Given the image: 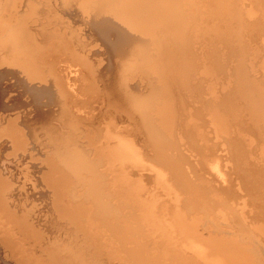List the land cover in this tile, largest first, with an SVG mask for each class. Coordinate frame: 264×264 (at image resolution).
Wrapping results in <instances>:
<instances>
[{"label": "bare ground", "instance_id": "obj_1", "mask_svg": "<svg viewBox=\"0 0 264 264\" xmlns=\"http://www.w3.org/2000/svg\"><path fill=\"white\" fill-rule=\"evenodd\" d=\"M203 2L186 19L171 0H0V75L57 89L0 94L4 264H264V240L245 233L264 237V0ZM147 63L164 83L143 93L124 82L127 109L107 67L114 84ZM186 88L199 102L189 115L216 141L194 140L170 104ZM158 127L189 138L198 182ZM211 204L229 234L209 224Z\"/></svg>", "mask_w": 264, "mask_h": 264}, {"label": "rangeland", "instance_id": "obj_2", "mask_svg": "<svg viewBox=\"0 0 264 264\" xmlns=\"http://www.w3.org/2000/svg\"><path fill=\"white\" fill-rule=\"evenodd\" d=\"M171 1H173L174 3H176V5L178 6V9H180V10L183 12V14H185V15H186V13L188 14L189 17L186 16V19H189L191 15H192L191 17H194L193 15L196 16V14H199V11H200V15L203 16L201 13L205 14V13H204V8L206 7L205 4H208V2H206V0H193V1H192V0H186V1H185V0H177V1H176V0H171ZM184 1H185V2H184ZM187 1H190V2H187ZM195 1H196V2H195ZM199 1H202V2L200 3ZM203 1H205L206 3H204ZM248 1H249V0H248ZM186 2H187V3H186ZM194 2H195V5H197V4L200 3V4L198 5V7L194 5ZM198 2H199V3H198ZM191 4H192V5H191ZM203 4H204L205 7H203ZM193 5H194L195 7H194ZM201 5H202L203 8L201 7ZM187 6H188V8H190V9H187ZM180 7H181V8H180ZM192 7L195 8V9H193ZM185 9H186V10H185ZM192 9H193V12H191ZM196 9H198V10H196ZM201 9H203V10H201ZM258 9H259V8H258ZM258 9H257V10H258ZM184 10H185L186 12H185ZM187 10H189V11L187 12ZM261 10H262V8H261ZM261 10H258V12H260ZM201 11H202V12H201ZM190 12H191V15H190ZM261 12H262V11H261ZM262 13H263V15H264V10H263ZM197 16H199V15H197ZM141 36H142V35H141ZM139 37H140V36H139ZM144 37L147 38V36H144ZM144 37H143L142 39H145ZM148 39L150 40V37H149ZM148 39H146V40H148ZM149 54L151 55V54H154V53H152V52L150 51ZM100 55L102 56V54L99 53V55L97 54V56H94V57H95V58H96V57L98 58ZM101 56H100L98 59H101ZM103 57H104V56H102V61L105 60ZM150 59H151V60L154 59L153 55H151ZM63 64H64V65H63ZM63 64H61L60 66L58 65V66L62 69V67H64V66L67 65V64H70V62H65V63H63ZM105 64H106V63H105ZM105 64H104V67H107V66H105ZM147 64H148V65H147ZM147 64L142 65V66H141V69H140V70L143 71V69H144L145 67H147V68H145V70H144L145 72H143L144 74H143L142 71H141V72H140L141 74H140L139 72H138L139 74H137V73L134 74V75L130 74V75H132V77L129 76V75H127L126 78H127L128 80H126V81H125L126 78L122 79V77H119L118 80H117L114 84H112V81H111V79H112V76H111V75H112V74H111V72H112V68H110L111 66H108V67H107V68H108L107 71H109V74H107V73H108V72L106 71L107 68H105V69H104V68H101L102 70L104 69V70L102 71V72H103V75H104L105 73L108 75V76L105 75V77H108V78H106V81H107L106 86L108 85V89H109V91H110V94L112 93L113 95H112V94H111V95H112V96L114 97V99L117 100L119 103L124 104L123 106L126 105V106H127V107H126L127 109H131V110H133V109L135 108V106H133L132 104H130L131 101H127V100L125 99V96L123 95V94H125V92L123 91V90H124L123 88L125 87L126 84H127V85H126L125 88H128V87H129V83H130V85H131V83H132V85L130 86V87H132V89L136 87V89H138L139 91L142 90L141 92H143V93L146 92V93H147L148 89L150 88V87H148V85L150 84V80L152 81V83H154L155 86H156V84L159 85V86L157 85L156 87H161V85L164 83V82H163V83H161V85H160V81L157 80L158 77H157L155 74H153V71H151V69H152V63H147ZM55 65H56V64H55ZM62 65H63V66H62ZM142 67H143V69H142ZM149 67H150L151 69H150ZM148 68H149V70H148ZM1 69H2V68H1ZM1 69H0V72H1ZM15 69H16V68H14L13 70H15ZM109 69H111V70H109ZM2 70H3V69H2ZM17 70H18V69L15 70L16 73L14 72L13 75H12L10 78H3V77L0 75V76H1V77H0V94H4L5 96H8L7 94H11L12 96H15V97H19V98H21V97H24V95L34 94V92H41L42 90H45V87L47 88L49 85L52 87V89H53L54 91L57 90V89H56V86H54L52 83H51V84H52V85H51L50 83H47V81L45 82L44 80H40V82H39V80H37V81H36V80H33L34 82H33V84H32V83H31L32 81H31L30 79L24 78V77L22 76V74H21V77H23V78H21L20 76H18V75H20L19 73H21V72H20L19 70H18V71H17ZM258 70H259V69H258ZM104 71H105V72H104ZM110 71H111V72H110ZM146 71H147L148 73H147ZM259 71H260L259 74H258V72H255L257 76L261 75L260 73H261L262 71H261V70H259ZM145 73H147V75H146ZM17 74H18V75H17ZM150 74H151V75H150ZM14 75H15V76H14ZM16 75H17V76H16ZM109 75L111 76L110 78H109ZM138 75H140V76H138ZM141 75H143V78H144L146 81H144L143 78H142L143 80L140 79V77H142ZM144 75H145V76H144ZM148 75H149L150 77H151V76H155V77H153V78L151 77V78H150ZM136 76L139 78V80H137L138 78H137ZM128 77H129V78H128ZM145 77H146V78L149 77L148 80H147ZM13 78H14V79H13ZM15 78H17V79H15ZM135 78H136V79H135ZM19 79H21V80H19ZM108 79L110 80V83H109V80H108ZM130 79H131V80H130ZM153 79H154V81H153ZM207 79H208V83H211V82H212L208 77H207ZM25 80H27L26 82L31 81V82H29V83L32 84V85H29V83L27 84V83L25 82ZM121 80H122V81H121ZM133 80H134V81H133ZM135 80H137L138 82L140 81L139 83H138V82L135 83L136 86L134 85ZM156 80H157V82H156ZM192 80H193V79H192ZM16 81H17V82H16ZM42 81H43V82H42ZM18 82H19V84H18ZM22 82L26 83V86H27V87H26L25 84L22 83ZM124 82H127V83L125 84ZM145 82H146V84H148V85H146ZM155 82H156V84H155ZM20 83H21V84H20ZM36 83H37V84L40 83L39 85H40V86L42 85L44 88H42V86L40 87V86H38V85H35ZM43 83L46 84L47 86H45ZM120 83H124V84H120ZM109 84H110V88H109ZM137 84H139V85L137 86ZM189 84H190V83H189ZM11 85H12V86H11ZM28 85H29L30 87H29ZM145 85H146V86H145ZM7 86H8V87H7ZM35 86H37V87H35ZM50 86H49V88H51ZM118 86H119V87H118ZM123 86H124V87H123ZM140 86H142V87L139 89ZM149 86H150V85H149ZM204 86H205V85H204ZM25 87H26V88H25ZM28 87H29V88H28ZM34 87H35V88H34ZM53 87H55V88H53ZM121 87H122V88H121ZM130 87H129V88H130ZM8 88H9V89H8ZM18 88H19V89H18ZM22 88H23V89H22ZM24 88H25V89H24ZM30 88H31V90H30ZM37 88H38V89H37ZM142 88H143V89H144V88H148V89H144V90H143ZM26 89H27V90H26ZM28 89H29V90H28ZM36 89H37V90H40V91H37ZM41 89H42V90H41ZM119 89H120L121 91H120ZM11 90H12V91H11ZM35 90H36V91H35ZM24 91H25V92H24ZM182 91H184V93L180 92L179 95L176 94L178 97L176 98V96H173V98H171L169 101H170V104L172 103V104H171L172 106L178 108V110L176 109V110H177V116H178V114H179V117L181 116V118L183 119V121H184L185 119L187 120V121H185V127H188V128L191 127V128H192V129L189 128L190 130H189L188 128H186V130L188 129L187 131H188L190 134H192V137H193L194 140L197 139L198 133L200 134L201 131H203V132H205V133H208V131H209V134L207 135L208 137H206V138H208V139L210 140V143L216 141L217 139H216V137H215V135H214L215 133L212 132L213 129H211V128H212L211 125H207V122H206V124H205V118H204V120H201L202 117H196V116H195V118H196V119H195L194 116H191V115H189L190 113H188V112L190 111V108H191V111H190V112H192V111L194 110V108H195L196 106L199 105V102H197V101H198V96H197V95L193 96L194 94L191 93V92H189V90H188L187 88H186V89H183ZM186 91H187V92H186ZM26 92H27V93H26ZM120 92H121V94H120ZM43 93L45 94V92H43ZM43 93H42V94H43ZM92 93H93V94H94V93H95V94H98V93H96V92H90L89 94H92ZM146 93H145V94H146ZM187 93H189L190 95L187 94ZM15 94H16V95H15ZM114 94H115V95H114ZM183 94H185V95H184V97H182V98H183V99H182V98H180V96H181V95L183 96ZM191 94H193V95H191ZM186 95H187V96H186ZM201 95H202V94H201ZM205 95H206V94L203 93V96H200V97H199L200 100H203L206 96H207V97L209 96V94L206 95V96H205ZM122 96H123V97H122ZM188 96H190L191 98L188 97ZM192 96H193V97H192ZM174 97H175L176 99H174ZM186 97H188V99H187V101H189L188 103H187V102H186V103L183 102V101H184V98H185V100H186ZM195 97H196V98H195ZM201 98H202V99H201ZM119 99H120V100H119ZM172 99H174V101L176 100L175 102H179V101H180V102H182V103L179 102V103H177V105H176L175 102H172V101H173ZM177 99H178V100H177ZM180 99H182V100H180ZM191 99H192V100L195 99V100L192 101ZM125 100H126V101H125ZM171 100H172V101H171ZM190 100H191V101H190ZM125 102H126V103H125ZM191 102H192V104L195 102L194 104H196V105H194V104L192 105ZM173 103H174V105H173ZM185 104H186V105H185ZM188 104H189V105H188ZM84 105H85V106H84ZM175 105H176V106H175ZM190 105H191V106H190ZM91 106H92V105H91ZM183 106H186V108L183 107ZM189 106H190V107H189ZM194 106H195V107H194ZM94 107H95V108H94ZM94 107H93V106H92L91 108L88 107V108H89V110H88L86 104H83V105H82V109H81V113H82L83 115H85L84 113H86V115H90L87 111H91L92 113H95V112L97 113L96 109H98V108H97L96 105H94ZM188 107H189V108H188ZM83 108H84V109H83ZM92 108H93V109H92ZM179 108H180L181 110H180ZM192 108H193V110H192ZM135 109L137 110V108H135ZM135 109H134V110H135ZM184 109H185V110H184ZM183 110H184V111H183ZM182 111H183V112H182ZM185 111H187L188 114H187ZM83 112H84V113H83ZM111 112H112V111L110 110V116L112 115ZM181 112H182V113H181ZM87 113H88V114H87ZM96 113H95L94 115H96ZM146 113H147V112H146ZM151 113H153V110H150V111L148 110V113H147L146 115H151ZM183 114L185 115V118H183L184 116L182 117ZM134 116H135V115H134ZM191 117H192L193 119H192ZM194 120H195V124L199 125L198 127H199L200 129H199L198 131H197V127H193V126H195V124H194ZM196 120H199V123H200V124H199V123H196V122H198V121H196ZM200 120H201V121H200ZM183 121H182V122H183ZM203 121H204V122H203ZM201 122H203V124H201ZM190 123H191V124H190ZM193 124H194V125H193ZM201 125H202V126H201ZM207 126H209V127H207ZM159 128H160V127H158V129H159ZM207 128H208V129H207ZM194 129H196V130H194ZM206 129H207V130H206ZM159 130H162V129L160 128ZM200 130H201V131H200ZM210 130H211V131H210ZM199 131H200V132H199ZM161 132L164 134V131H163V130H162ZM83 133H84V130H83ZM213 133H214V134H213ZM194 134H195V135H194ZM211 134H212V135H211ZM196 135H197V136H196ZM209 135H210V136H209ZM164 136H167V137H165V138L170 139V142H172L171 144H173V145L175 144L174 147L176 146V148H174V147L171 145V148H172V147H173V148H172V149H169L168 151H169L170 153H169V152H168V153L174 155V154H176L175 152H177V151H179L180 153H183V152H184V153H183L184 155L182 154V156H183V158L185 157L184 160H183V162H185L186 165L183 166V170H185L184 172L186 173V175L190 174V175L192 176V178L195 179V182H198V180H197V176L195 175L196 173L193 172L192 169L188 168V167H190V166H193L192 163L195 162V160H194V159H195V157H194L195 154H194V151H192V149H191L192 147H191V143H189L190 141L188 142L189 138H188V139H187V138H186V139H184V138H180V139H179V138H178L179 136H178V137H177V136H173L174 138H175V137L178 138L177 140H175L176 138L174 139L173 137H171V136H169V135H167V134H164ZM143 137H144V136H143ZM143 137L140 138V141H141V143H146L147 138L144 137V139H145V141H144ZM194 137H195V138H194ZM210 137H211V138H210ZM214 138H215V139H214ZM85 139H86V138H85ZM171 139H172V140H171ZM142 140H143V142H142ZM180 140H181V141H180ZM173 141H174V142H173ZM178 141H179V143H178ZM185 141H186V142H185ZM187 142H188V144H186ZM177 143H178V146H177ZM179 144H180L181 146H180ZM189 144H190V145H189ZM182 145H183V146H182ZM185 146H186V147H185ZM178 147H179V148H178ZM179 149L184 150V151L181 152V150H179ZM186 149H188L189 153H188V152H185ZM170 150H172V151H170ZM174 151H175V152H174ZM186 153H188V154H186ZM177 154H178V152H177ZM191 154H192V155L194 154V155H193V156H190ZM186 156H187V157H186ZM188 157H189V158H188ZM193 157H194V158H193ZM192 158H193V162L191 161ZM185 159H186V160H185ZM188 159H189V162L187 161ZM190 159H191V160H190ZM186 162H188V163H190V164H188V163H186ZM191 162H192V163H191ZM191 164H192V165H191ZM188 165H189V166H188ZM186 166H187V169H184V168H186ZM186 170H187V171H186ZM190 170L192 171V173L190 172ZM205 171H206V170H205ZM187 172H188V173H187ZM207 172H208V173H207ZM207 172H206V173L208 174V176H207V174L205 175V176H207L206 179L209 178V173H212V175H215V173L211 172L209 169L207 170ZM207 195H208V194H207ZM210 195H211V194H210ZM210 195H209V196H210ZM193 196H195V194H193ZM209 196H207V197H209ZM211 196H212V195H211ZM203 197H204V196H203ZM203 197H198V199H199V200H202V203L205 204V203L207 202V200H209L210 198H209V199H207V198L204 199ZM205 197H206V195H205ZM204 200H206V201H204ZM211 205H212V204H211ZM219 205H220V204H219ZM219 205H218V204H215V205H212V206H210V207H205V209H207V208H210V209H211V208H212V209L215 208L216 210L219 209V210H217V211L214 210V211H215L214 213L211 212L212 209H211V210L207 209L208 211L211 212V213H210L211 215H210V219H209V224H210V223L212 224V222H213L214 225L216 224L215 226H217L218 228L220 227V230L223 231L224 229H226V230H224L223 234H224V235H225V234L227 235V234L230 233L229 230H230L231 228H232V229H231L230 231H233V227H230L229 225H233L234 223H231V220L229 221L230 223H228V220L230 219V218L228 219V213H227V211H225L224 209L222 210L223 207L219 208V207H220ZM213 206H214V207H213ZM216 206H219V207L216 208ZM205 209L203 210L204 212L200 211V213L202 212V213H201L202 216H203V214H204V215L207 214V213L205 214ZM220 211H221V212H220ZM212 213H213V214H212ZM220 213H221V214H220ZM223 213H224V214H223ZM215 215H216V217L219 216L220 218H219V217L216 218ZM223 215H224V216L227 215V216H225L226 218H225ZM211 217H213L212 220H211ZM214 217H215V218H214ZM214 219H215V220H214ZM224 219H225V220H224ZM227 219H228V220H227ZM211 221H212V222H211ZM216 221H218V222H216ZM220 221H222L223 223H221ZM220 223H221L222 225H221ZM226 223H227V224H226ZM211 224H210V225H211ZM218 224H219V225H218ZM224 226H225V228H224ZM222 227H223V228H222ZM227 227H230V229L228 230ZM234 229H235V228H234ZM251 229H253V230H250V228H249V229H248V228L245 229V231H246L245 233L248 232V233L246 234V237H248V238H246V240L248 239V241L251 242V243H252V242H253V243H256L257 240H259V238L261 239L260 241L264 240V237H261V236H260V233H261V232H259L260 230H259V231H258V229L256 230L254 226H252ZM220 230H219V231H220ZM255 230H256V231H255ZM222 231H221V232H222ZM225 231H227V232L225 233ZM249 231H250V232L253 231V232L250 233ZM254 231H255V232H254ZM257 232H258L259 234H258ZM249 233H250V236H251V237L248 235ZM254 233H256L257 236H256ZM252 235L254 236L253 239H252ZM258 235H259V236H258ZM263 236H264V235H263ZM249 238L252 239V240H254V241H251ZM255 238H256L257 240H256ZM2 249H3V248H0V250H2ZM256 251H257V250H256ZM5 261H6V260H5L4 258L1 259V257H0V264H4Z\"/></svg>", "mask_w": 264, "mask_h": 264}]
</instances>
